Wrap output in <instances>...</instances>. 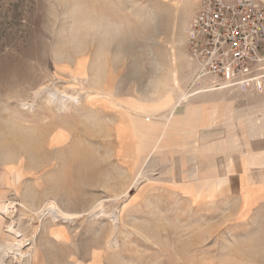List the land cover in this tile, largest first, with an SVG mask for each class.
<instances>
[{
    "label": "rangeland",
    "instance_id": "1",
    "mask_svg": "<svg viewBox=\"0 0 264 264\" xmlns=\"http://www.w3.org/2000/svg\"><path fill=\"white\" fill-rule=\"evenodd\" d=\"M169 2L0 0V201L13 204L0 217V243L7 244L0 248V264H264V207L261 214L239 216L235 199L221 193L192 202L170 190L194 189L195 179L179 180L182 169L194 168L201 177L209 169L218 177L234 171L225 154L150 153L151 142L125 109L134 100L153 105L167 93L176 91V100L181 90L191 94L210 86L207 78L194 82L188 51L186 31L198 0H183L178 10ZM179 34L183 40L177 42ZM256 73H264V61ZM43 85L80 102L60 111L42 92L32 109L20 106ZM253 85L210 91L248 101L261 92L264 98ZM98 86L119 105L101 98ZM110 105L129 117V127L120 128L134 132L131 178L127 155L115 154L117 112ZM62 130L67 137L51 141ZM207 130L198 128L195 147L224 134ZM11 163L22 173L15 182ZM139 172L147 176L129 189ZM14 232L37 243L24 258L14 253L15 241L4 238Z\"/></svg>",
    "mask_w": 264,
    "mask_h": 264
},
{
    "label": "crops",
    "instance_id": "2",
    "mask_svg": "<svg viewBox=\"0 0 264 264\" xmlns=\"http://www.w3.org/2000/svg\"><path fill=\"white\" fill-rule=\"evenodd\" d=\"M193 69V63L189 62V71L192 72ZM180 83L179 86L181 87ZM167 84L171 86V82ZM97 90L101 98L107 99L114 105H119L112 92L103 90L101 86H98ZM210 90L213 89L187 94L185 101L181 100L172 112L168 110L178 94L176 91L174 94L171 93V101L160 105L155 110L152 107L161 101L165 95L153 105H146L134 100L132 104L125 105V109L131 115L137 128L143 131L144 136H146L145 139L151 142L150 153L155 151L162 157L165 152L174 151L181 154L182 151L189 153L197 152L200 149V152L208 157V154H212L213 151H222V154L215 156V159L225 154L228 163H232L235 168L234 171L231 169L225 171V174L219 177L213 174L212 169H209L204 177L198 176V171L194 168L182 169L178 174L179 180L184 178L195 179L193 182L194 189L191 193H186L170 186L173 193L191 199L192 202H197L199 199L211 200L218 197L216 196L217 193H221L225 199H235L234 214L239 216L252 213L261 214L264 207V98L261 92L250 95L253 98L248 101L247 99L235 98L228 91L222 94V91L213 92ZM255 90L264 91L263 88ZM111 108L117 112L112 127V134L116 143L115 154L118 156L127 155L126 174L127 178H131L134 163H131L129 158L134 157L130 151L133 152L136 139L132 129L129 131L128 128L127 130L120 128L122 125L129 127V117L124 114L122 109L112 106ZM230 118H232V123L228 121ZM220 122L224 124L223 127H226L225 130L221 131L219 128L222 126ZM199 127L208 128L207 131L210 135H217L221 132L224 134L221 138H218V135L214 136L215 138L210 139V141L212 140L210 144L195 147L193 143L196 141L195 135ZM63 131L59 132L52 141H63L67 137ZM173 156L178 157V154ZM228 163L226 164L229 167L230 164ZM210 166H212L211 156ZM198 182L206 183L207 187L202 186L200 189ZM171 183L176 185L178 181L174 180ZM209 183L210 186H208ZM220 186L223 189L216 191ZM208 189L211 190L210 196L203 195L198 198ZM194 192L197 198L193 200L192 193Z\"/></svg>",
    "mask_w": 264,
    "mask_h": 264
},
{
    "label": "built area",
    "instance_id": "3",
    "mask_svg": "<svg viewBox=\"0 0 264 264\" xmlns=\"http://www.w3.org/2000/svg\"><path fill=\"white\" fill-rule=\"evenodd\" d=\"M198 4L186 31L189 56L196 65L194 81L207 78L212 89L243 88L263 77L256 72L264 61V2Z\"/></svg>",
    "mask_w": 264,
    "mask_h": 264
},
{
    "label": "bare ground",
    "instance_id": "4",
    "mask_svg": "<svg viewBox=\"0 0 264 264\" xmlns=\"http://www.w3.org/2000/svg\"><path fill=\"white\" fill-rule=\"evenodd\" d=\"M163 1H166V0H163ZM183 0H170V2L172 3L174 9L178 10L180 5H181V2ZM264 2V0H262ZM169 2V3H170ZM177 18V17H176ZM178 31V30H177ZM175 39V38H174ZM177 42L178 41H182L183 40V35L182 34H179L178 38L175 39ZM174 40V45L171 44L170 45V48L172 51H174L175 53V47H176V41ZM173 59V57H172ZM176 60V59H175ZM191 60V59H190ZM173 63V62H172ZM175 63V62H174ZM175 65V64H174ZM189 66V65H188ZM172 72V71H171ZM173 84L177 85L178 82H177V78L175 76V70H173ZM163 78V77H162ZM264 75L263 77L258 78L256 79V82H254V85L253 87H257L258 89H261V86L263 85L264 86ZM195 82V81H194ZM161 84V83H160ZM164 84V83H163ZM212 86V85H211ZM178 87V86H177ZM179 88V87H178ZM57 89V88H56ZM56 89H53V88H50L48 87V85H43V86H39L37 87L36 89H34L32 91V100L31 101H22L20 103V106L21 107H24L26 109H32L34 104H35V101L36 99L41 95L42 92L46 93V103L51 105H55L57 104L58 105V110L60 111H64L66 110V106H67V103L68 102H73L75 104H78L80 101H79V96H74V95H71V94H68L67 92H65L64 90H56ZM167 89V88H166ZM208 89H211L210 86L206 87L205 89H202V90H208ZM81 92L84 94V96L86 98H90L91 97V93L89 90L83 88L81 86ZM170 92V91H169ZM182 92V90H181ZM197 92V91H196ZM103 93V92H102ZM183 93V94H182ZM178 97L177 99H173L172 103H171V107L169 108L168 111H173V108L176 107V105L181 101V100H184L185 98H187V93L186 92H182ZM194 93V92H193ZM74 94V93H72ZM76 94V93H75ZM100 95V94H99ZM98 96V95H97ZM175 97V96H174ZM172 100V96H171V93H167L163 99L159 102H157V104H154V106L152 107L153 110H155V108L159 107L160 105L162 104H165L166 102L168 101H171ZM185 101V100H184ZM117 104V103H116ZM142 114V113H140ZM17 138V137H16ZM53 140V138H52ZM51 140V141H52ZM40 142V141H39ZM34 145V144H33ZM36 145V144H35ZM34 145V146H35ZM8 170L10 171V176L11 178L15 181H17L20 176H21V172L18 168H16L12 163L10 165H8ZM85 171V170H84ZM87 172V171H86ZM147 172V171H146ZM146 172H139L135 175V178L133 179V183L129 186V189L133 188L141 179L145 178L147 176V173ZM198 185L200 187V189L202 188V186H206L207 187V184L204 183V182H198ZM15 205V204H14ZM13 207V204H11V202L9 203H6L4 201H0V217L2 214H7L9 212V209ZM11 212V211H10ZM59 212V210L57 211ZM115 220L119 221V218L117 216H115ZM114 220V221H115ZM38 229V228H37ZM8 230V229H7ZM9 231V230H8ZM4 238L6 240H10V239H13L15 242H14V253L15 254H18L20 256V258H24L25 256H27V254H29L31 251L35 250L36 247H37V243L35 241H33L32 239V242L28 243L27 241L23 240V239H17V237L15 236V232L12 233V234H6L4 236ZM28 239V240H29ZM7 247V244L6 242H1L0 243V248L2 249H6ZM26 249V250H25ZM30 256V255H29Z\"/></svg>",
    "mask_w": 264,
    "mask_h": 264
}]
</instances>
